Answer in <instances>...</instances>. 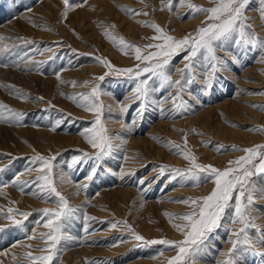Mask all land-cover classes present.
Segmentation results:
<instances>
[{
	"label": "rangeland",
	"instance_id": "1",
	"mask_svg": "<svg viewBox=\"0 0 264 264\" xmlns=\"http://www.w3.org/2000/svg\"><path fill=\"white\" fill-rule=\"evenodd\" d=\"M69 2L78 6L65 19L62 16L63 0H0V37L4 38L0 40V48L7 46V50L0 52V63L8 64V67H0V84H12L30 94L28 99H18L10 90L0 87V101L25 113L21 125L0 123V168L5 169L0 172V186L7 185L0 194V211L7 213L11 207L33 213L24 221L27 228L9 226L6 231L0 232V264H28L24 253L33 251L39 254L36 249L44 247L39 239L26 238V233L30 234L33 228L37 232L47 231L36 223L39 220L37 210L57 207L53 200H42L31 194L38 191L31 182L39 173L26 169L35 167L29 158L37 153L45 156L58 154L53 170L55 182L70 205L78 209L65 229L72 239L60 245L59 264H167V258L175 252L159 245L136 247L138 242L131 239V233L124 226L118 225L113 229L110 224L126 221L147 239L183 238L172 227L165 213H187L189 206L177 201L206 195L212 185L194 187L178 181L169 183L163 177L156 181L160 165L184 167L187 162L154 137L183 145L187 133L188 147L199 157V162L219 168H224L229 160L244 155L230 146L244 149L264 144V132L258 130L264 127V110L252 107L264 105V94H261L264 93V62L260 61L257 51L241 52L229 45L230 53L240 57V64H231L228 71L222 72L220 80L208 95L204 94V85L198 77L184 92V98L191 107L182 115L173 111L170 100L157 103L161 97L168 95L167 89L153 93V103L141 118L136 112L137 102L129 99L132 83L125 77L107 76L103 82L95 81L100 83L104 92L100 99L106 106H111L110 109L105 108L102 120L114 147L111 157L103 162L97 176L88 182L87 191L76 195L75 182H87L85 176L91 162L83 168L69 165L73 157L80 155L78 150L94 151L79 132L95 119V115L78 107L68 97L76 95L79 99L80 93H88L93 85H85L84 82L92 81L94 76L106 71L95 60L96 56L106 57L121 68L136 63L134 54H123L117 44L104 34L105 30L142 46L153 42L148 37L154 35V30L138 21H155L171 35L180 38L200 26L205 16H187L185 13L189 9L179 4L175 5L174 11H161V0ZM193 2L204 7L213 6L210 0ZM125 8L149 14L133 16ZM260 8V0H250L245 15L247 23L264 38V18ZM21 37L35 43L25 44L19 39ZM45 48L52 51L41 54ZM218 54L227 57L229 51L218 49ZM184 55L181 52L174 56L169 69L183 68ZM50 56L54 58L49 59ZM39 61L44 63L38 65L36 62ZM57 73L65 83H60ZM171 74L174 80L180 79L179 72L172 71ZM175 94L173 89L172 95ZM41 96L43 101L36 99ZM117 101L129 105L126 113L120 112L121 105ZM236 101L251 110H237L238 106L233 107ZM160 108L164 109L163 115ZM66 113H71V117L65 118ZM57 120H63V123L53 131L52 126ZM133 120L136 124L128 132L126 125ZM232 131L237 136L232 137ZM218 145L224 148L218 150ZM121 171L134 175L121 178ZM17 174H20V181L31 184V187H25L24 192L11 183ZM62 176L66 181L70 177L72 182L61 183ZM141 179L144 180L143 185L139 183ZM254 179L258 185L264 184V178ZM149 182H152L150 187ZM260 195L258 192L257 196ZM255 207L257 211L254 214L259 216L256 222L264 226V199H258ZM85 213L95 219L86 220ZM17 219L23 218L17 216ZM0 225H10V221L0 218ZM250 231L254 233V230ZM19 243L32 244L33 249L12 247ZM113 244L117 246L113 247ZM230 247L228 233L224 229L217 230L196 264H216L217 260L225 259L222 253ZM256 247L264 251V245L258 242ZM242 264H264V256H244Z\"/></svg>",
	"mask_w": 264,
	"mask_h": 264
},
{
	"label": "snow or ice",
	"instance_id": "2",
	"mask_svg": "<svg viewBox=\"0 0 264 264\" xmlns=\"http://www.w3.org/2000/svg\"><path fill=\"white\" fill-rule=\"evenodd\" d=\"M210 2L213 4L212 7L197 5L193 0H161V11L164 9L174 11L175 5L179 4L189 9L185 13L187 16H205V20L201 22L200 26L180 38L171 35L155 21H138L143 26L154 30V35L148 37L153 42L142 46L127 42L123 37L114 36L107 29L105 30L104 34L109 40L117 44L123 54L127 55L129 52L134 54L136 63L131 67L121 68L113 65L106 57L96 56L95 60L106 71L102 75L94 76L92 81L84 82L85 85H93L88 93H80L79 99L76 95L68 97L84 111L95 115V119L89 121L88 126L79 132L94 151L78 150L80 155L73 157L71 165H69L73 168L77 165L83 168L91 162L85 176L87 182H75L76 195H79L80 191H87L88 182L97 176L103 162L106 158L111 157L114 147L112 137L108 134V129L102 120L105 108L110 109L111 106H106L100 99L104 92L100 83H95V81L103 82L107 76L125 77L132 83V95L129 99L137 102L136 112L141 118L149 105L153 103V93L167 89L168 95L161 97V101L157 103L170 100L173 111L182 115L191 107L184 98V92L196 82L198 77L204 85V94L208 95L220 80L222 72L228 71L231 64H240V57L230 53L229 45L241 52L257 51L260 53V61L264 62V38H261L247 23L248 17L245 15V9L250 0H210ZM63 4L62 16L66 19L68 13L78 5L70 3L69 0H63ZM260 4L261 16L264 18V0H260ZM124 10L133 16H147L149 14L147 11L137 9L125 8ZM3 39L0 37V40ZM19 39L23 40L25 44L35 43V41L26 40L23 37ZM218 49L229 51V56L219 55ZM3 50H7V46L0 48V52ZM51 51V48H45L41 54ZM181 52L185 53L183 57L184 67L169 69L173 57ZM53 58L54 56L49 57V59ZM36 63L42 65L44 61ZM0 67H8V64L0 63ZM172 71L179 72L180 79L174 80ZM57 79L60 80V83H65L60 79L59 73H57ZM73 86H75V82H73ZM0 87L10 90L18 99H28L30 95L12 84H0ZM173 89L175 95H172ZM36 99L43 101L44 97L41 96ZM196 102L200 103L199 100ZM117 104L121 105L119 109L121 113L127 112L129 105H123L122 101H117ZM252 107L264 110V105H252ZM159 111L162 115L164 114L163 108H160ZM67 117H71V113H66L65 118ZM24 118V112L0 101V123L21 125ZM62 123L63 120H57L52 126V130L55 131L61 127ZM135 124L136 121L133 120L130 125H126L128 132L132 131ZM258 130L264 132V127H260ZM197 134L203 135L202 133ZM187 137L188 134L185 133L183 145L154 137L158 142L164 143V146L168 147L173 154L181 156L187 162L184 167L160 165L159 175L155 180L163 177L169 183L178 181L194 187H200L204 184L212 185L206 195L187 197L177 201L189 206L190 210L187 213H165L172 222V227L183 238L147 239L137 233L126 221L113 222L110 227L115 229L118 225L124 226L131 233V239L138 242L136 247L159 245L175 252V255L167 258V264H196V261L207 250V243L210 238H214L217 230L220 229H224L228 233V242H230L231 247L222 253L225 259L217 260L216 264H242V257L244 256H264V251H260L256 247L257 242L264 245V226L256 222L259 216L254 214L257 211L255 207L257 200L264 199V184L258 185L254 179V177L264 178V144H257L244 149H237L234 145L230 146L233 150L242 151L244 155L229 160L224 168H219L210 163L199 162V157L188 147ZM222 148H224L223 145L217 146L218 150ZM57 155L45 156L37 153L29 158L35 167L26 169L29 172L36 171L39 173L36 179L31 182L36 185L38 191L31 194L42 200L51 199L57 204L56 208L37 210L39 220L36 223L47 231L37 232L33 228L30 234L26 233L28 240L39 239L44 245V247L36 249L39 254H34L33 251L24 253L28 264H53L54 261L59 264V257L62 253L60 245L62 242L72 239L67 235L65 229L78 209L72 207L68 199L58 190L53 171ZM80 168H76V170L79 171ZM4 170V168H0V172ZM119 175L123 178L124 175H134V173L121 171ZM60 182L72 181L70 177L66 181L62 176ZM152 182H149V187ZM11 183L19 186L21 192L25 191V187H31L28 181H20V174H17ZM139 183L143 185L144 180H139ZM4 187L7 185L0 186V194H2ZM258 192L261 194L259 197L257 196ZM86 203L90 202L86 201ZM31 215L33 213L21 212L11 207L8 208L7 213L0 211V218L10 221V225H0V232L6 231L9 226L17 229L27 228L24 221H27ZM17 216L23 219H17ZM85 219L92 220L95 218L85 213ZM250 230H254V233ZM17 246L33 249L32 244L12 245V247ZM112 246L116 247L117 245L113 244ZM160 254L163 255V252Z\"/></svg>",
	"mask_w": 264,
	"mask_h": 264
},
{
	"label": "bare ground",
	"instance_id": "3",
	"mask_svg": "<svg viewBox=\"0 0 264 264\" xmlns=\"http://www.w3.org/2000/svg\"><path fill=\"white\" fill-rule=\"evenodd\" d=\"M245 74H246V73H245ZM238 101H239V99H238ZM238 101H236V102L233 104V107H234V108H236V107L238 106L239 108H236V109L239 110V111L242 110V111H244V112L251 110V109H249V107H246V105H244V104H241V103H240L241 105H239V102H240V101H239V102H238ZM224 107H225V106H224ZM234 110H235V109H234ZM234 110H233V112H234ZM235 112H236V111H235ZM253 112H254V111H253ZM254 113H256V112H254ZM256 114H258V113H256ZM256 114H255V115H256ZM258 115H259V114H258ZM258 115H257V116H258ZM160 125H161V124H160ZM231 135H232V137H233V136H237V133L232 131V132H231ZM156 181H157V180H156ZM156 181H155L153 184L157 183ZM121 189H122V188H121ZM167 197H168V196H167ZM83 248H84V247H83ZM83 248H82V249H83ZM118 250H119V249H118ZM83 251H84V250H83ZM123 253H124V252H123ZM161 260H162V259H161ZM147 264H155V262H147Z\"/></svg>",
	"mask_w": 264,
	"mask_h": 264
}]
</instances>
